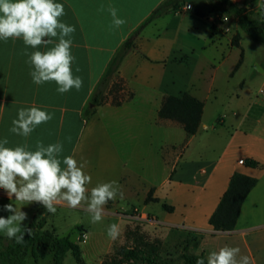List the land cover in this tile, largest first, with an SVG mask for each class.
I'll list each match as a JSON object with an SVG mask.
<instances>
[{
    "label": "crops",
    "instance_id": "crops-1",
    "mask_svg": "<svg viewBox=\"0 0 264 264\" xmlns=\"http://www.w3.org/2000/svg\"><path fill=\"white\" fill-rule=\"evenodd\" d=\"M166 1L54 0L64 5L66 14L61 21L76 29L72 34L71 53L75 59L71 67L73 76L83 80L79 91L73 88L60 94L54 81L33 83L30 71L34 69L26 63L29 57L24 51H46L52 45L32 49L22 38L0 39V140L7 137L8 147L27 143L33 151L37 141L45 146L61 141V160L71 155L78 162H87L84 171L92 177L89 189L97 183H119L124 198L115 199L117 207L141 206L147 211L150 204L145 200L154 189V198L174 207L172 213L164 211L163 223L201 233L205 236L202 241L209 237H234L244 244L253 264H264V113L251 117L248 110L237 119L239 112L233 105L230 114H220L224 102L241 97L229 83L244 70L248 57H244L237 72L234 69L241 56L238 53L228 69L225 65L235 49L240 51L232 45L233 36L239 32L244 47L247 34L232 20L222 22L208 0H187L180 10L142 27ZM232 1L240 6L252 3L257 10L262 7V0ZM110 5L126 20L119 29L110 30ZM191 10L202 11L205 16ZM140 28L134 48L110 80L104 101L94 105L97 87L116 52ZM257 65L264 69V63ZM176 68L185 70L179 95L188 92L204 102L200 128L192 136L180 123L158 117L164 98L172 95L165 75ZM255 73L262 78L261 90L264 71L256 68ZM118 83L120 90L115 87ZM118 98L123 99L119 105L114 103ZM32 106L53 114V118L37 126L27 138L11 133L18 109ZM174 130L183 134L184 142L169 140ZM196 141L201 151L198 160L193 161L189 157L194 154L191 148ZM182 145L184 151L172 166L176 148ZM162 149H170L168 160L162 157ZM155 154L160 161L156 176L149 172ZM247 159H254L261 166L240 164V160ZM132 165L137 168L132 169ZM236 172L255 177L258 183L243 203L236 228L217 232L209 220ZM0 198H7L2 189ZM252 246L257 247L255 252Z\"/></svg>",
    "mask_w": 264,
    "mask_h": 264
},
{
    "label": "clouds",
    "instance_id": "clouds-1",
    "mask_svg": "<svg viewBox=\"0 0 264 264\" xmlns=\"http://www.w3.org/2000/svg\"><path fill=\"white\" fill-rule=\"evenodd\" d=\"M99 11H104V7L101 6ZM107 11L112 17L110 30L119 29L126 23L118 16L115 7L110 5ZM65 14L64 5L54 0H0V39L22 38L24 44L32 49L52 45L46 51L35 50L31 53L26 48L24 55L29 57L26 63L34 69L30 71L33 83L41 85L54 81L60 94L73 88L79 91L83 86L82 78L73 76L71 66L75 57L71 47L72 34L76 29L61 21ZM52 118L53 114L36 106L22 107L18 109L17 118L12 120L9 131L27 138L37 126ZM8 144L7 137L0 140V189L7 194L9 201L14 197L15 201L24 204L39 203L52 214L56 212L57 205L66 204L74 209L86 205L91 222L98 223L109 201L124 198L121 186L115 180L97 183L89 189L92 177L84 171L87 162H78L71 155L61 160V141L47 146L37 141L34 151L29 150L27 143L16 147L6 146ZM21 208L12 203L5 204L2 210L11 214L0 216V231L18 245H23L25 235L30 237L33 231L24 223L28 214ZM107 235L113 240L117 239L120 235L119 225H109ZM240 251L238 247H221L207 256V264H251L250 257L241 256ZM196 264H205V260L198 259Z\"/></svg>",
    "mask_w": 264,
    "mask_h": 264
},
{
    "label": "rangeland",
    "instance_id": "rangeland-1",
    "mask_svg": "<svg viewBox=\"0 0 264 264\" xmlns=\"http://www.w3.org/2000/svg\"><path fill=\"white\" fill-rule=\"evenodd\" d=\"M244 47L240 48V51L235 49L229 59V64L225 65V69H228L236 54L238 53L239 57L242 50L244 51V57H248V64L244 70L231 79L229 83L230 88L240 93L241 97L238 99L235 96L232 102H224L225 104L220 107V114L225 115L230 114L231 107L236 105V109L239 112L237 119H241L248 110L251 112V117L254 114L257 117L264 113V100L259 94L262 78L255 73L256 64L264 63V47L247 35ZM184 72V69L176 68L174 71L168 72L169 76L165 75V82L168 84V92L170 94L178 96L180 91L183 90L181 75ZM206 72L208 71L205 70ZM241 83L243 84L242 87ZM169 140L178 144L182 143L184 142L183 134L179 130H174L171 132ZM197 141L194 142L191 148V152L194 154L189 157L193 161L198 160L199 151H201L200 144ZM169 150L162 149L161 151L165 160H168L167 154ZM183 151L184 145L176 148L175 158L170 161L172 166L176 165L177 158ZM158 159L155 154L154 161L149 166L150 175L154 174L156 176L158 174L160 166ZM131 168L136 169L137 165H132ZM4 194L6 193L4 192ZM8 203H12L15 207H22L24 212L28 214V219L24 223L29 226L34 219L37 222L45 220L46 224L43 231H49L52 236L50 239L56 236L69 237L77 243L82 250L84 264H102L104 260L109 261L111 257L117 261H122V264H131L119 254V250L125 247L145 251L147 255H156L159 261L165 264H185L182 258L185 249H187V253L192 255L204 253L207 257L212 251H218L219 248L224 246L238 247L241 250V256L247 255L250 257L244 244L234 237H209L202 241L205 236L201 233L190 231L184 227L166 225L162 222V217L165 215L164 202H151L148 210L145 211L141 206L140 208L135 207L132 209L117 207L118 204L115 200L109 207L104 206L105 214L98 223L91 222L90 214L85 210L86 205L75 209L68 207L66 204L57 205L56 212L52 214L46 212V209L39 203L24 204L15 200L9 201L8 198H0V216L7 217L11 214L2 210V206ZM111 224H118L120 228V235L115 240L107 235L108 227ZM0 236H6L5 232L0 231ZM49 241V238L46 237V240L39 246V259L37 261L29 253L26 256L25 264H52ZM256 248L252 246V251L255 252ZM250 261L253 264L251 258ZM64 264L79 263L74 254L69 252Z\"/></svg>",
    "mask_w": 264,
    "mask_h": 264
},
{
    "label": "trees",
    "instance_id": "trees-1",
    "mask_svg": "<svg viewBox=\"0 0 264 264\" xmlns=\"http://www.w3.org/2000/svg\"><path fill=\"white\" fill-rule=\"evenodd\" d=\"M187 0H167L164 4L158 7L147 21L142 25L146 26L154 19L180 10ZM213 11L222 13L229 17L236 25L240 27L252 40L261 44L264 47V0H262V7L257 10L252 3H245L240 6L232 0H208ZM192 13L205 16V13L199 10H191ZM141 27V28H142ZM141 28L130 37L122 47L116 52L106 75L99 83L96 93L94 95V105L101 104L105 99V93L112 76L117 73L119 67L125 58L126 54L135 46V38ZM241 34L237 32L232 39V45L238 48L241 46ZM244 51H241L240 59L235 66L234 72L237 71L243 63ZM115 87L120 90V84ZM123 99H115L114 103L119 105ZM204 112V102L194 97L188 92L181 95L166 96L158 111L160 119L173 120L180 123L188 136L197 134ZM245 164L250 167H259L261 164L254 159H247ZM258 179L236 172L231 177L227 191L221 198L216 210L211 215L209 223L217 232H230L236 228L237 221L248 194L256 187ZM154 189L150 190L145 202H160L159 198H154ZM163 208L168 213L174 212V207L166 203ZM45 220L37 222L34 219L30 227L33 229L31 236L25 235V243L18 245L14 240H9L7 236H0V263L1 264H25L26 256L31 253L35 261L39 259L38 248L49 238L50 251L52 253V264H64L66 256L72 252L79 264H84L82 260V250L80 246L72 241L69 237L56 236L50 239L48 230L43 231L45 227ZM119 254L124 257V260L131 264H165L159 261L156 255H147L145 251L135 248H121ZM185 264H196L198 259L203 258L207 264V257L204 253L200 255H192L187 253V249L182 254ZM102 264H122V261H117L111 257L110 260H104Z\"/></svg>",
    "mask_w": 264,
    "mask_h": 264
},
{
    "label": "built area",
    "instance_id": "built-area-1",
    "mask_svg": "<svg viewBox=\"0 0 264 264\" xmlns=\"http://www.w3.org/2000/svg\"><path fill=\"white\" fill-rule=\"evenodd\" d=\"M189 8H190V5H187V6H186V9H189ZM218 15H219L220 20H221L222 22H228V21L231 20L229 17L224 16V15H223L222 13H220V12H218ZM259 94L261 95L262 99L264 100V81H263V85H262V88H261ZM239 162H240V164H244V163H245L244 160H240Z\"/></svg>",
    "mask_w": 264,
    "mask_h": 264
},
{
    "label": "water",
    "instance_id": "water-1",
    "mask_svg": "<svg viewBox=\"0 0 264 264\" xmlns=\"http://www.w3.org/2000/svg\"><path fill=\"white\" fill-rule=\"evenodd\" d=\"M256 68H257L259 71H264V69H263L262 67H260L259 65H257Z\"/></svg>",
    "mask_w": 264,
    "mask_h": 264
}]
</instances>
